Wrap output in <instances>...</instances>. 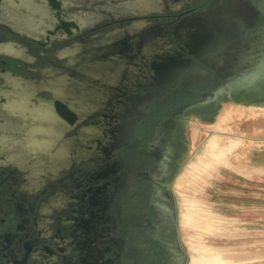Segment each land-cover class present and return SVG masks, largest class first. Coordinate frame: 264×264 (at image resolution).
I'll use <instances>...</instances> for the list:
<instances>
[{
	"label": "flooded vegetation",
	"instance_id": "af4514ba",
	"mask_svg": "<svg viewBox=\"0 0 264 264\" xmlns=\"http://www.w3.org/2000/svg\"><path fill=\"white\" fill-rule=\"evenodd\" d=\"M59 1L0 0V264H186L185 125L184 158L263 58L264 0Z\"/></svg>",
	"mask_w": 264,
	"mask_h": 264
},
{
	"label": "rangeland",
	"instance_id": "374dc122",
	"mask_svg": "<svg viewBox=\"0 0 264 264\" xmlns=\"http://www.w3.org/2000/svg\"><path fill=\"white\" fill-rule=\"evenodd\" d=\"M263 79L264 66L244 77L249 83ZM238 101L223 97L211 120H196L199 141L184 158L185 125L173 181L186 264H264V118L247 117ZM213 134L243 140L235 154L212 163L218 149L204 145Z\"/></svg>",
	"mask_w": 264,
	"mask_h": 264
},
{
	"label": "bare ground",
	"instance_id": "6f19581e",
	"mask_svg": "<svg viewBox=\"0 0 264 264\" xmlns=\"http://www.w3.org/2000/svg\"><path fill=\"white\" fill-rule=\"evenodd\" d=\"M238 106L239 105H241V106H245L246 107V109H247V114H245L247 117H251V116H253V118H255V117H257V118H264V101L263 102H247L246 100L244 101V100H239L238 101V104H237ZM238 109H240L241 111H242V109L241 108H238ZM239 110V112H241ZM237 113V112H236ZM244 113V112H243ZM242 113V115H243V117L245 116L244 114ZM229 114V113H228ZM231 114V113H230ZM241 114V113H240ZM239 114V115H240ZM226 116V115H225ZM241 116V115H240ZM235 117H237L236 115H235ZM242 117V116H241ZM242 117V118H243ZM239 118V117H238ZM237 118V119H238ZM252 118V117H251ZM250 118V119H251ZM224 119H226V118H224ZM249 119V120H250ZM198 122L199 121H202V122H205L203 119H196ZM245 119L243 118V120H242V122L244 121ZM252 120V119H251ZM255 120V119H254ZM224 121V120H223ZM240 121H241V119H240ZM263 122V121H262ZM223 122H221V124H222ZM239 123H241V122H239ZM249 124V123H248ZM261 124V123H260ZM220 125V124H219ZM217 126V125H216ZM215 126V127H216ZM218 127V126H217ZM217 127H216V129H214V130H212V131H214V133H216L217 131H219V129H217ZM221 127V125L218 127V128H220ZM257 128V127H256ZM195 129V130H194ZM197 128L195 127V123L194 124H192V127H191V129H190V137H191V142H192V146H194L196 143H197V141H199V131L198 130H196ZM261 131H262V129H261ZM251 132V131H250ZM255 132V131H254ZM214 135V136H213ZM212 136V138L210 139L209 138V141L204 145V148L205 149H208V150H211V148L212 149H218V152H216V158H215V161L214 162H212V163H215L216 161H220V160H222V159H224V158H226V157H229V155L230 154H235V152H236V150H237V147H238V145L239 144H241V142H242V140L243 139H241V140H239V139H233V138H228V139H224L223 137H221L220 135L218 136V135H216V134H213ZM213 152H215V151H213ZM244 156V155H243ZM212 163H210V164H212ZM209 164V165H210ZM208 165V166H209Z\"/></svg>",
	"mask_w": 264,
	"mask_h": 264
},
{
	"label": "water",
	"instance_id": "95a60500",
	"mask_svg": "<svg viewBox=\"0 0 264 264\" xmlns=\"http://www.w3.org/2000/svg\"><path fill=\"white\" fill-rule=\"evenodd\" d=\"M49 4L53 6V8H57L58 10L61 9V1L59 0H47ZM59 13V12H58ZM59 15V14H57ZM264 66V56L260 60V62L252 68L251 71L242 72L239 75L235 76L233 80L229 81L226 85H222L218 87V89L215 91L214 99H218L221 95H227L228 97H232L233 93H237L238 91L242 89H249V87L257 86L258 83L261 81H256L253 83L246 82L244 80L245 75L251 73L252 71L262 68Z\"/></svg>",
	"mask_w": 264,
	"mask_h": 264
}]
</instances>
